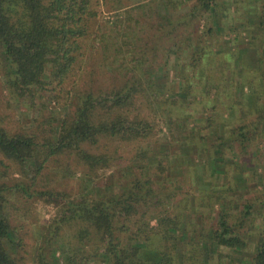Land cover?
<instances>
[{
  "label": "trees",
  "instance_id": "trees-1",
  "mask_svg": "<svg viewBox=\"0 0 264 264\" xmlns=\"http://www.w3.org/2000/svg\"><path fill=\"white\" fill-rule=\"evenodd\" d=\"M230 1L0 0V87L30 112L40 106L41 114L52 102L60 109L58 119L49 117L43 123L33 119L41 133L34 127L10 132L0 117V264H20L14 257L17 243L7 212L9 198L19 197L60 207L45 229L41 251L64 229L74 230L72 237L79 243H91L89 253L83 248L67 251V264H264V229L255 237L246 236L251 205L238 209L240 186L247 184L248 176L227 173L231 161L225 157L226 152H235L231 143L238 141L244 147L264 127L261 58L250 42L242 49L248 62L241 57L234 64L228 58L216 60L215 46L202 44L204 36L222 30L217 17L232 10V19H238L244 12L247 18L235 27L259 40L264 55V15L250 4L262 1L264 6V0H248L244 9L236 5L244 0ZM185 2L188 8L177 13ZM100 14L112 19L104 29ZM200 26V33L188 32ZM229 29L226 34L234 35L229 39L233 45L236 29ZM250 53L255 60L249 59ZM87 65L105 71L106 84L93 86L95 74ZM85 75L89 82L82 85ZM218 81L223 88L216 86ZM168 103L172 107L165 110ZM238 104L247 107L246 116L251 114L252 119L223 137L216 131L219 126L213 115L221 108L230 115ZM200 113L210 115L198 119ZM193 119L197 125L186 131ZM42 124L49 127L47 136ZM157 128L167 133L148 144ZM207 135L213 141L205 149L208 170L215 176L213 181L224 176L225 189L210 180L206 193L199 192L203 196L198 205L204 211L199 212L198 224H193L182 215L190 207L174 203L180 187L164 181L173 168H179L177 158L186 163L185 157L206 142ZM111 142L117 145L110 147ZM140 142L148 145L138 148L123 168L136 169L137 174L112 194L87 192L74 199L41 187L44 171L60 156H73L89 173L107 168L120 173L119 146ZM10 163L19 168L15 181H8L2 171ZM154 173L163 180L156 177L155 181ZM237 209L239 218L234 219L232 211ZM197 232L201 240L187 241V250L182 251L187 233Z\"/></svg>",
  "mask_w": 264,
  "mask_h": 264
},
{
  "label": "rangeland",
  "instance_id": "rangeland-1",
  "mask_svg": "<svg viewBox=\"0 0 264 264\" xmlns=\"http://www.w3.org/2000/svg\"><path fill=\"white\" fill-rule=\"evenodd\" d=\"M185 1V0H180ZM230 1V0H227ZM248 0H244L243 2H236L241 9H244L245 5H247ZM231 2V1H230ZM262 2V1H261ZM259 1H252V4L257 10L260 11V15H264V8L261 9L262 3ZM186 3V2H185ZM246 3V4H245ZM188 8V2L179 7V11L177 13H183L182 11ZM254 9V8H253ZM244 14V12H243ZM242 13L238 16V19L233 18V11H229V14H221V17H217V21L219 22V26L222 29L219 33L214 32L210 35L211 37L204 36L202 38V44L209 46L214 45L212 52L213 54H226L225 57L216 55V60H230L231 64L240 61V58H243V62H248L247 54H243L242 49L247 46L248 42H250L256 48V57L261 58V61L258 63L259 73L264 72V55H263V47L259 40L254 41L253 37L249 35L246 36L242 33V30L236 28L235 25L242 22L243 17ZM241 16V17H240ZM112 19L107 14H100L99 23H101L102 28L104 29V23L111 22ZM229 23V24H228ZM235 27V28H234ZM203 26L198 28L188 29L196 31L200 33L202 31ZM229 28L236 29L237 40L233 42V45L229 44V39L233 36H228L226 33L230 31ZM230 47V48H229ZM256 57H252V54H249L250 60H255ZM87 69L90 70L95 76L93 77V86H103L106 84V78L103 74L105 71L99 70L97 71L96 66L87 65ZM196 70V69H195ZM190 71L193 75H197L199 80H203L200 77V74H196V71ZM87 75L84 76L82 85H85L89 81L86 80ZM86 77V78H85ZM188 79H190L188 77ZM260 79V78H259ZM258 79V80H259ZM197 80V79H196ZM259 83V82H258ZM2 85V76H1V66H0V86ZM216 86L218 88H223V82H216ZM96 88V87H94ZM167 100V96H165ZM46 100L43 102L45 103ZM168 102V101H167ZM166 103V102H165ZM164 107L167 110L171 105ZM55 104L52 102L47 105V109H43L42 113L39 114L37 111L39 108L29 111L26 105H22L21 101L16 102L13 99L10 100L8 94L3 88L0 87V117L4 124V126L10 131H18L25 130L26 128L34 127V130H37L41 133V129H35V123L33 119L38 118L39 123L44 122L46 119L51 120L49 117H53V119H58L60 116V109L54 108ZM172 107V106H171ZM42 108V107H41ZM163 108V109H164ZM201 110V108H199ZM222 109V108H221ZM219 110L217 113L213 115V120L216 122L219 128L216 130L217 133L222 134L223 137L227 136V132L230 131L231 128H234L240 124H245L252 119V115L247 111V107L242 105H236L234 109L229 112H225L223 109ZM190 114L194 113V110L190 112ZM159 113L170 115L169 112L160 111ZM212 114V113H211ZM160 115V114H158ZM206 115L210 114H199L196 116L198 119L205 118ZM172 117L173 114L171 115ZM175 116H180L176 114ZM162 119V118H159ZM228 119V120H227ZM190 121L186 128H192L194 125H197V120ZM227 120V121H226ZM161 121V120H160ZM44 126L45 132L43 135L47 136L46 132L49 133V127L45 124ZM55 126V122H51V127ZM156 136L150 141L148 144L155 142V139H160L163 137L162 133H167L165 128H162L161 131L156 129ZM260 133L257 134L252 140L247 142L244 147H240L238 145V141L231 143L233 148L235 149L233 154H229L226 152V161L230 159L231 164L226 165L227 173L235 174L237 173L238 177L241 175L248 176V182L246 185H241L240 183V194H242V199L238 203V209H242L243 206L247 203L251 205L250 214L246 220L244 234L247 236L255 237L259 230L264 229V127L259 129ZM206 132H203L204 135ZM208 133V132H207ZM206 133V134H207ZM164 141V140H163ZM156 143V142H155ZM213 143L211 137L207 135L206 142L204 141L202 144H199L194 152L196 155L200 156L199 158H195L194 153L188 154L187 162L183 163L182 157L177 158V167L173 168L167 174V177L164 181V184L168 186L169 182L174 183L175 186L180 187L177 192L179 195L176 196V201L174 203L182 202L181 205H188L190 207V212L187 209L182 210V215L189 219V221L193 224H198L200 220L199 214L204 211L203 208L199 207L198 201L203 196L199 194V192L206 193V187L209 185L210 180L213 181L215 176L213 173H210V168L207 166V149ZM147 142H140L138 144L132 145L130 147L126 145H120L119 149L121 152L120 161L118 162V167L121 169L120 173H115L116 168H107L97 170L95 173H89L87 168L81 165L73 156H60L54 162H51L48 165V168L44 171V176L41 178V187L43 189H53L59 193H64L69 196V198L78 199L85 193H91L94 196L97 193L104 192L107 194H112L117 191L118 187H122L126 183L130 182L135 174H137L138 170L132 169V171H125L123 168L129 165V159L134 154V152L139 148H145ZM117 145L116 142L109 143V146L115 147ZM156 145L152 144V148L154 149ZM199 147V150H198ZM172 149H174L172 147ZM228 149V148H227ZM234 155V158L232 157ZM198 156V157H199ZM7 164V163H6ZM186 169L187 173H182V171ZM132 168V167H131ZM178 169V171H177ZM197 173H195L196 171ZM209 169V170H208ZM250 169V170H248ZM5 170V176L8 181H15V179L20 177L18 173L19 168L16 165L8 164V168L2 169ZM185 171V170H184ZM254 174H251L254 172ZM244 173V174H243ZM248 173V174H246ZM170 175V178H168ZM252 175V177H251ZM153 178L156 179L158 177L162 178L158 173L152 174ZM157 177V178H156ZM223 175H220L216 185L221 187L222 190L225 189ZM252 178V179H251ZM163 180V178H162ZM213 181V182H215ZM194 186L196 191L193 190L190 186ZM165 186V187H167ZM223 192V191H222ZM208 203V202H207ZM176 204H173L174 206ZM197 205V210H194V206ZM187 207V208H188ZM166 209L170 211L167 207ZM210 208L205 210L208 211ZM233 210L234 219L239 218V211ZM60 207H54L53 204H49L43 200L38 199H25V198H9V204L7 208L8 217L10 220V225L14 230L15 239L17 243V247L14 251V257L20 262V264H67L66 263V252L71 249L74 251H78L81 248L85 249L89 253L91 250V243H79L77 240H74L72 234L75 233L72 229H64L59 238H56V242L53 241L52 245H49V248H45L43 246L42 251L39 249L42 242L46 227L53 219L58 215ZM180 210L176 208L172 212L176 213ZM200 212V213H199ZM190 214V215H189ZM203 214V213H202ZM155 225V222H152ZM207 224L202 225L203 229H206ZM199 241L201 240V235L197 232L195 234L187 233L186 240L181 243L180 248L182 251L187 250V241L190 240ZM93 244V241H92ZM10 250V248H8ZM250 253V254H249ZM245 254L246 258H250L252 255L251 252ZM41 255L43 256V260H41ZM91 255V254H88ZM87 256V255H86ZM93 264V263H92Z\"/></svg>",
  "mask_w": 264,
  "mask_h": 264
}]
</instances>
